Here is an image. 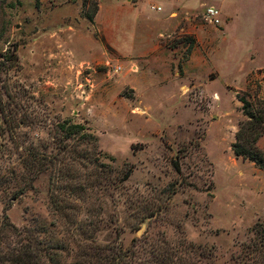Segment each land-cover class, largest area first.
Listing matches in <instances>:
<instances>
[{
  "label": "rangeland",
  "instance_id": "rangeland-1",
  "mask_svg": "<svg viewBox=\"0 0 264 264\" xmlns=\"http://www.w3.org/2000/svg\"><path fill=\"white\" fill-rule=\"evenodd\" d=\"M259 67L264 0H0V249L264 264V170L231 150Z\"/></svg>",
  "mask_w": 264,
  "mask_h": 264
},
{
  "label": "trees",
  "instance_id": "trees-1",
  "mask_svg": "<svg viewBox=\"0 0 264 264\" xmlns=\"http://www.w3.org/2000/svg\"><path fill=\"white\" fill-rule=\"evenodd\" d=\"M85 17L93 23L94 15L85 14ZM236 97L242 103V111L246 120L240 123L231 150L236 157L252 161L264 170V151L258 146L259 140L264 136V99L258 97L252 99L248 91L239 92ZM172 166L177 173L181 172L180 156L172 161ZM128 176L127 173L123 180H126ZM29 247L21 243L16 250L3 251L0 249V264H36L35 261L40 257L33 254Z\"/></svg>",
  "mask_w": 264,
  "mask_h": 264
},
{
  "label": "built area",
  "instance_id": "built-area-1",
  "mask_svg": "<svg viewBox=\"0 0 264 264\" xmlns=\"http://www.w3.org/2000/svg\"><path fill=\"white\" fill-rule=\"evenodd\" d=\"M151 9L157 11L161 10L160 7H155V6H152ZM204 17L208 22H210L213 25H220L221 23L219 12L213 7H210L206 10Z\"/></svg>",
  "mask_w": 264,
  "mask_h": 264
},
{
  "label": "crops",
  "instance_id": "crops-1",
  "mask_svg": "<svg viewBox=\"0 0 264 264\" xmlns=\"http://www.w3.org/2000/svg\"><path fill=\"white\" fill-rule=\"evenodd\" d=\"M210 7H213L214 9H216L218 12H219V15H220V20L222 21V15H221V10H218L216 7H214V6H209L208 8H210ZM161 8V7H160ZM207 8V9H208ZM189 10H192V9H188L187 11H189ZM230 20V19H229ZM222 24V22L220 23V25ZM259 68H264V67H259ZM259 68H257V69H259ZM258 146H259V148L261 149V150H263L264 151V136L259 140V142H258Z\"/></svg>",
  "mask_w": 264,
  "mask_h": 264
}]
</instances>
